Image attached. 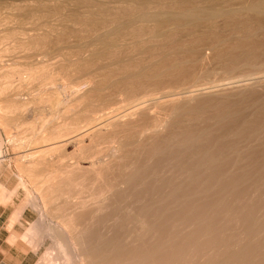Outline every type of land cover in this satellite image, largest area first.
I'll use <instances>...</instances> for the list:
<instances>
[{
	"label": "bare ground",
	"instance_id": "obj_1",
	"mask_svg": "<svg viewBox=\"0 0 264 264\" xmlns=\"http://www.w3.org/2000/svg\"><path fill=\"white\" fill-rule=\"evenodd\" d=\"M3 1L7 42L15 5ZM234 1L26 5L59 27L34 23L10 48H61L56 74L77 91L54 113L62 129L24 154L20 184L36 186L15 218L38 216L21 238L35 251L52 243L36 264H264V0ZM36 68L21 70L20 89L51 78Z\"/></svg>",
	"mask_w": 264,
	"mask_h": 264
},
{
	"label": "rangeland",
	"instance_id": "obj_2",
	"mask_svg": "<svg viewBox=\"0 0 264 264\" xmlns=\"http://www.w3.org/2000/svg\"><path fill=\"white\" fill-rule=\"evenodd\" d=\"M4 1H6V0H4ZM13 1H14V5H15L14 6L15 7L14 8V31H16V33L14 34V39H7L8 43L6 42V40L0 41V48H1L0 49V62H1L0 63V90L7 85H9V87H10V88L8 87L7 89H5L3 91H0V147H1L0 148L1 149L0 150L1 151V153H0V171H2L4 173L3 177H2V181L8 187H12L14 189L12 191H9L3 185L0 184V191L2 193H4L5 195H7L6 199L1 200V202H4V203L6 201L8 202L10 200L11 196L13 195L15 197L14 200L16 202L24 203L26 205L25 202H26V197L28 195V191H26V190H32V189L34 190L36 185L31 181L29 176H27L26 178L24 177L27 180V181L25 180L27 187L20 184L21 183L20 176L26 175V173H24L23 169H22L23 165L25 164L24 154H26V152H35V151H37V149L41 150V149L45 148L46 143L41 142L42 140L39 138L40 137H47L53 131L58 130V129L59 130L62 129L63 123L59 122V121H63V119H61V118H59L60 120L55 119L56 120V122H55L54 113L58 108L64 109V107L66 105L71 103V100L74 99L73 97H75L77 95L76 94L77 91L73 88V85H72L73 83H75L74 81L68 80V82H66L68 78L65 79L66 78L64 76L65 74L64 75H63V73L62 74H58V73L56 74V71H57L56 69L58 68V65L60 66V62H61V60H60L61 56H62L61 55L62 54L61 48L59 49V47L56 46L57 47L56 48L55 46L51 45L52 47L49 46L48 48H46L47 51L45 49H44V51L43 50L41 51V50H35V49L33 50L30 48H27L26 50H25V48H19V50H18V48L15 47L17 49H14V52L12 51L14 45L17 43L16 42V40H17L16 34L20 35L21 33H19V32H25V31H26L25 32L26 35L29 33H34L39 28V25H37L38 27H36L35 26L36 24L34 25V23L42 24L45 22L44 17L42 16L43 14L41 15L40 12H38V14H40L39 16H40L41 20H42L41 16L43 17L42 22H40L41 20L38 18L39 16L37 13H36L37 17L35 15L30 16V14L26 13L27 11H25V9L28 6L35 4V2H33L34 0H21L22 3L20 2V0H13ZM235 1H237V0H235ZM235 1H234L235 4L237 2L239 4V3H242V1L244 2V1H249V0H242V1L239 0L237 2H235ZM49 2H51V1H49ZM52 2H54V0H52ZM19 4L23 5V6H20ZM26 5H28V6H26ZM144 5H146V4H144ZM24 6H26V7H24ZM143 7H145V6H143ZM19 8H21V9L24 8V11L19 9ZM67 8H70V7L68 6ZM67 8H66V11L69 10ZM16 9H18V10H16ZM150 9H152V8H150ZM21 11L23 12V14L25 12L26 16H24V15L21 16V14H22ZM16 16H17V18H16ZM27 16H29V17H27ZM46 18H47V16H46ZM28 19L30 22L28 21ZM54 20L50 19L48 21V18H47L46 22L43 25L46 26V24H48L47 23V21H48L51 26H53V24H56V25H54V27L55 26L59 27L58 22L56 20L55 21ZM54 22H56V23H54ZM22 24H24V25H22ZM17 25H18V27H17ZM43 25H42V27H43ZM34 26L36 29L34 28ZM26 28H27V30H26ZM23 30H25V31H23ZM39 31H41V30H39ZM25 33H22L21 35H23ZM21 37H23V36H21ZM8 40H10V41H8ZM12 41H14V42H12ZM8 47L10 49V50L8 49V51L10 53H8V51L6 52V50H4ZM10 47H12V49ZM48 49H49V51H48ZM59 51H61V52L59 53ZM38 53L41 55H39ZM42 62L44 65H48V64L50 65V67L52 68L50 70L51 71L50 72L51 78H53V76L56 75L55 79L49 78L50 74H48L49 73V71H48V73H47L48 78L46 76H44L45 78L43 77V79L40 77H39L40 79L38 77H36L32 83L29 81V83H26L24 85V88L21 87L22 89H20L16 84H18L20 82V78H19L18 74L21 73V70H22L23 78L27 79V77L29 75L28 73L31 72L29 70H31L32 68L37 69L36 67L42 66L43 65ZM61 63H63V62H61ZM14 69H15V71H14ZM26 69H28V70H26ZM54 69H55V71H53V73L55 72L54 73L55 75H53V73H52V70H54ZM16 71L18 73H15ZM27 71H29V72H27ZM10 73H11V75H10ZM59 73H61V72H59ZM72 78H74V77H72ZM36 79H39V80H36ZM234 80H226L227 82L222 81L221 83H219V85L221 84L219 87H215V90H219L221 88L222 89L228 88V87H229L228 89H230L231 87H233V86L235 87V86L239 85L240 83L242 84V82L239 83L237 81L238 79H234ZM17 81H18V83H17ZM50 81H51V83H50ZM39 82H40V85H39ZM245 83H247V82H245ZM15 86L19 88V89L17 88L18 90L16 89L17 91L13 90L14 88H16ZM86 86L87 85H84L82 87V89H86L85 88ZM208 91H209V89H208ZM25 92H26V94H25ZM22 98H24V99H22ZM40 98L44 99L43 103L37 102L38 99H40ZM24 100L27 101V104L24 102ZM14 101L24 102V106H23L24 108H22V109L20 108L22 111L21 113H20L19 109L17 112H16V110L14 111V107H13ZM148 102L150 103V101H148ZM149 103H147V104H149ZM6 107H12V110L10 112L2 111V108L5 109ZM25 110H26V112H25ZM18 112L20 113L19 114L20 117L17 115ZM21 115H22V117H21ZM16 117H17V119H16ZM14 119H16V120H14ZM69 122L71 123V122H73V120H71V119L69 121L67 120V123H69ZM57 123L58 124L60 123V125H58ZM55 124H57V125H55ZM43 135H45V136H43ZM71 136H68L67 138H69ZM37 139L40 140L39 142L41 144L39 143V145H38ZM35 140H37V141L35 142ZM42 143L45 145H42ZM34 145H35V147H34ZM40 145L43 148H41ZM36 146H37V148H36ZM23 147H24V149H23ZM72 149L74 150L73 146L67 147V150L69 152H72ZM85 162H86V164H85ZM85 162H83L82 164L88 165V162L87 161H85ZM44 169L45 170L41 171V173L46 174L47 173V171H46L47 166H45ZM25 188H28V189H25ZM16 212L17 211L14 212L13 218H14ZM31 214H32V212H31ZM32 215H33L32 216L33 219L35 217L37 218V216H38V214L35 213V211ZM16 221H18V220H16L14 218V222H16ZM50 243H51V239L46 238L45 241L42 242L41 246L44 244L50 245Z\"/></svg>",
	"mask_w": 264,
	"mask_h": 264
},
{
	"label": "crops",
	"instance_id": "obj_3",
	"mask_svg": "<svg viewBox=\"0 0 264 264\" xmlns=\"http://www.w3.org/2000/svg\"><path fill=\"white\" fill-rule=\"evenodd\" d=\"M3 174L0 171V184L12 191L14 188L8 187L2 181ZM6 197L7 195L0 192V264H36L49 245L39 246L37 251L32 245L28 246L27 241L22 239V234L27 232L33 219V213L31 214L28 210L22 219L14 222L16 214L14 218L13 215L20 203L14 202L13 195L8 202H1Z\"/></svg>",
	"mask_w": 264,
	"mask_h": 264
}]
</instances>
